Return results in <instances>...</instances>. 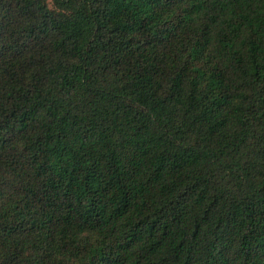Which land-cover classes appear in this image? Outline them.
<instances>
[{
  "label": "trees",
  "instance_id": "trees-1",
  "mask_svg": "<svg viewBox=\"0 0 264 264\" xmlns=\"http://www.w3.org/2000/svg\"><path fill=\"white\" fill-rule=\"evenodd\" d=\"M0 264H264V0H0Z\"/></svg>",
  "mask_w": 264,
  "mask_h": 264
}]
</instances>
